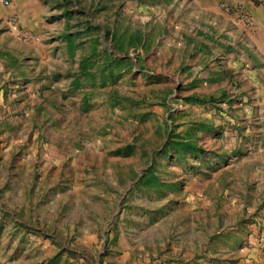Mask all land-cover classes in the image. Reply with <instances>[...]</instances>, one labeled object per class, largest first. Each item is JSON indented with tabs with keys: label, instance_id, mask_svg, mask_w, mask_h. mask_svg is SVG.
<instances>
[{
	"label": "rangeland",
	"instance_id": "rangeland-1",
	"mask_svg": "<svg viewBox=\"0 0 264 264\" xmlns=\"http://www.w3.org/2000/svg\"><path fill=\"white\" fill-rule=\"evenodd\" d=\"M238 2L264 55V5ZM182 3L58 0L53 50L0 56V264H264L259 116L189 53Z\"/></svg>",
	"mask_w": 264,
	"mask_h": 264
},
{
	"label": "crops",
	"instance_id": "crops-1",
	"mask_svg": "<svg viewBox=\"0 0 264 264\" xmlns=\"http://www.w3.org/2000/svg\"><path fill=\"white\" fill-rule=\"evenodd\" d=\"M9 1L11 5L7 7L0 0V56L20 55V50L33 53L53 50L55 43L50 40L54 39L52 32L56 29L51 28L55 21L50 16L57 11L55 2L58 4V0ZM179 1L186 9V22L190 26H187L188 37L196 41V46L193 41L188 45L189 53H198L206 72L213 66L229 70L227 74L229 79L232 77L231 82L242 72L240 87L244 89L241 92L247 103L248 121L259 116L258 129L264 137V55L259 50L248 52L244 41L238 40L244 31L250 35L246 24H256V17L260 14L258 9H250L253 19L250 17L251 23H248L239 20L236 13L227 14L222 9L223 4L239 5L238 0ZM249 38L252 40L251 35ZM253 40L259 42L258 38ZM236 55L241 56V62L234 60ZM246 57L250 65H244ZM248 128L250 133L256 130L252 126Z\"/></svg>",
	"mask_w": 264,
	"mask_h": 264
},
{
	"label": "trees",
	"instance_id": "trees-1",
	"mask_svg": "<svg viewBox=\"0 0 264 264\" xmlns=\"http://www.w3.org/2000/svg\"><path fill=\"white\" fill-rule=\"evenodd\" d=\"M65 38H66V41L69 44H71L72 36L69 35ZM89 62H90V58H86L82 61L81 74L80 76L75 77L74 79L75 83L80 84V79L82 77H92ZM192 100L193 102H196L199 104H204L205 102L213 101V99L211 98L208 101L202 98H192ZM204 129H207V128L206 127L199 128V130H204ZM187 136H188L187 138H183L181 135H175L173 132H171L165 144L166 150H168L169 152H176L180 154L194 153L197 150H200L194 143L191 133H189ZM148 177H150V175L149 176L147 175L145 179Z\"/></svg>",
	"mask_w": 264,
	"mask_h": 264
},
{
	"label": "built area",
	"instance_id": "built-area-1",
	"mask_svg": "<svg viewBox=\"0 0 264 264\" xmlns=\"http://www.w3.org/2000/svg\"><path fill=\"white\" fill-rule=\"evenodd\" d=\"M2 2L7 7L11 5V2L9 0H2ZM261 2L264 5V0H261ZM222 9L227 14L236 13L238 15L239 19H242L245 22L251 23V21L249 19V16L243 11L242 7L240 5H238V4L235 5V6L234 5L230 6L228 4H223Z\"/></svg>",
	"mask_w": 264,
	"mask_h": 264
}]
</instances>
